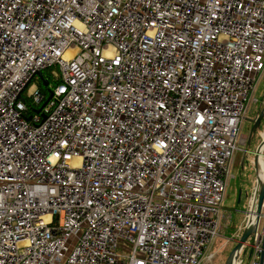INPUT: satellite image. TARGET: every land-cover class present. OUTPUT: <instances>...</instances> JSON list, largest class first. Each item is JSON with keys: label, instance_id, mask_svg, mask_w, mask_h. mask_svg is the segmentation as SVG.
I'll return each instance as SVG.
<instances>
[{"label": "built area", "instance_id": "2783aa9c", "mask_svg": "<svg viewBox=\"0 0 264 264\" xmlns=\"http://www.w3.org/2000/svg\"><path fill=\"white\" fill-rule=\"evenodd\" d=\"M263 74L264 0H0V264L211 259Z\"/></svg>", "mask_w": 264, "mask_h": 264}, {"label": "rangeland", "instance_id": "374dc122", "mask_svg": "<svg viewBox=\"0 0 264 264\" xmlns=\"http://www.w3.org/2000/svg\"><path fill=\"white\" fill-rule=\"evenodd\" d=\"M54 71L58 73L57 68ZM35 88V84L31 83L27 88V92L32 93ZM253 97L257 98L258 101L252 105L250 104V110L242 122L241 135L245 136V143L240 145L242 149L237 151L235 155L231 166L232 176L228 179L226 196L223 201V209L228 216L230 215L229 224L226 228L222 229L219 237L213 244V257L211 259L206 257L202 264H224L243 232L241 229L245 225V215L254 188L253 183L255 182L254 154L264 133V120H262L260 127L253 134L249 143V135L254 124L253 120L264 106V74L258 83ZM239 191H241L242 197L240 196V200L238 201ZM224 218L225 220L227 219L226 216ZM262 220L264 222V218ZM250 241L251 238H249L247 243H250ZM247 243L245 245H248ZM248 256L249 254L246 260Z\"/></svg>", "mask_w": 264, "mask_h": 264}, {"label": "water", "instance_id": "95a60500", "mask_svg": "<svg viewBox=\"0 0 264 264\" xmlns=\"http://www.w3.org/2000/svg\"><path fill=\"white\" fill-rule=\"evenodd\" d=\"M38 76L42 79L43 85L46 86L47 80L44 78L43 74L38 73ZM262 120H264V106L259 111L255 119V122L253 124V127L249 135V143L251 142V137L253 136V134L257 131L258 127H260ZM262 147H264V138H262L261 142L258 144L255 150L254 160H253V164L255 167V170H254L255 171V182H256V188H257L256 196H255L256 204L254 205V209L251 213V214L255 213L254 221L251 220V216H250L248 222L246 223L243 229L241 237L239 238L238 242L236 243L234 248L229 253L224 264H233V257H236L238 261V257H239L241 250L243 249L245 244L248 242L250 236H252L258 228L260 215L262 213V207H263V202H264V179H261L260 177V163L258 159L260 153L264 155V149L262 151L261 149ZM240 196H241V191H239V200H240Z\"/></svg>", "mask_w": 264, "mask_h": 264}, {"label": "bare ground", "instance_id": "6f19581e", "mask_svg": "<svg viewBox=\"0 0 264 264\" xmlns=\"http://www.w3.org/2000/svg\"><path fill=\"white\" fill-rule=\"evenodd\" d=\"M70 52L68 53V55L70 54ZM261 149L263 151L264 147H262ZM258 159H259V163H260V177H261V179H264V155L262 153H260ZM250 216H251V220L254 221L255 213L250 214ZM233 264H237V258L236 257H233Z\"/></svg>", "mask_w": 264, "mask_h": 264}, {"label": "flooded vegetation", "instance_id": "af4514ba", "mask_svg": "<svg viewBox=\"0 0 264 264\" xmlns=\"http://www.w3.org/2000/svg\"><path fill=\"white\" fill-rule=\"evenodd\" d=\"M257 117V116H256ZM256 119V118H255ZM255 119L253 120V122H255Z\"/></svg>", "mask_w": 264, "mask_h": 264}, {"label": "trees", "instance_id": "16d2710c", "mask_svg": "<svg viewBox=\"0 0 264 264\" xmlns=\"http://www.w3.org/2000/svg\"><path fill=\"white\" fill-rule=\"evenodd\" d=\"M254 184V183H253ZM254 189V188H253ZM253 191V190H252ZM252 194V193H251ZM242 197V196H241ZM238 201H239V199H238Z\"/></svg>", "mask_w": 264, "mask_h": 264}]
</instances>
